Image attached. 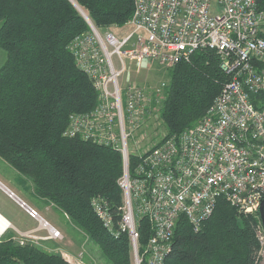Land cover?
Returning <instances> with one entry per match:
<instances>
[{
    "label": "built area",
    "instance_id": "1",
    "mask_svg": "<svg viewBox=\"0 0 264 264\" xmlns=\"http://www.w3.org/2000/svg\"><path fill=\"white\" fill-rule=\"evenodd\" d=\"M132 5L126 34L101 31L87 17L89 30L69 43L97 100L92 109L69 114L63 135L120 152L117 184L122 205L113 234L128 235L133 264H164L180 215L197 231L223 199L239 213L258 218L264 196V10L256 0H132ZM205 49L217 55L226 79L204 114L179 133L144 147L137 145L138 137L130 147L133 132L159 115L167 83L145 86L125 80L128 65L155 61L173 67ZM130 157L136 158L132 166ZM0 190L37 222L36 229L46 230V238L61 237L1 182ZM91 205L104 227L112 230L107 202L94 197ZM141 218L151 230L142 246ZM11 228L9 221L0 222V237ZM15 231L21 238L33 236L32 231ZM255 233L260 245L257 264L264 258L259 219Z\"/></svg>",
    "mask_w": 264,
    "mask_h": 264
},
{
    "label": "trees",
    "instance_id": "2",
    "mask_svg": "<svg viewBox=\"0 0 264 264\" xmlns=\"http://www.w3.org/2000/svg\"><path fill=\"white\" fill-rule=\"evenodd\" d=\"M96 27L122 25L132 0H73ZM264 10V0H256ZM89 30L69 0H0V156L33 183L35 192L65 213L98 247L106 264H133L128 235L117 229L122 193L120 152L63 135L72 112L96 104V91L74 61L68 45ZM226 77L211 50L195 51L188 62L169 69L160 118L166 134H176L204 114ZM136 158L130 157L131 166ZM107 202L112 230L104 227L91 200ZM258 218L239 213L219 199L194 231L180 215L164 264H254ZM140 246L151 234L138 222ZM0 264H74L58 252L0 241Z\"/></svg>",
    "mask_w": 264,
    "mask_h": 264
},
{
    "label": "rangeland",
    "instance_id": "3",
    "mask_svg": "<svg viewBox=\"0 0 264 264\" xmlns=\"http://www.w3.org/2000/svg\"><path fill=\"white\" fill-rule=\"evenodd\" d=\"M78 9L84 13L85 18L88 17L81 7L78 6ZM78 9L77 11L79 12ZM85 18L84 20L86 21ZM97 28H99L101 31L113 32L118 37H121L130 30V27L124 24ZM5 59L6 53L0 48V65L5 61ZM170 68L171 67L160 65L155 61H145L140 65L133 63L128 65L127 72L124 74V79L145 86H155L162 81L168 83ZM139 132L141 134H139ZM139 132H137V134H134L133 132L129 144L130 147L135 144V142L138 140V137L140 139L137 145L144 147L146 144L156 143L160 141L162 137L166 136V130L163 126L162 119L160 118V113L159 115L157 113L155 114V117L148 119L146 123L143 124ZM0 182L10 188L17 196L22 198L30 206L34 207L39 212V214L52 226L58 229L61 234V237L58 239L46 238V230L36 229L37 222L33 219H29L26 216L27 214H25L24 211L13 200L8 198L4 192L0 190V213L9 218L18 226L20 224H25V230H19L13 226L15 229L19 230L20 232L32 231L31 234L33 235L26 239L21 238L19 235H17L15 229L11 228L5 235L0 237V241L11 240L16 244L21 245L19 244V240L23 239L22 245H35L49 252H58L67 261H70L74 264H106L100 257L98 247L88 240L85 233L75 226L69 220L68 216L58 207H56L51 202H48L46 199L40 197L35 192L31 180L10 166L1 156ZM257 264H264V258L262 256L258 258Z\"/></svg>",
    "mask_w": 264,
    "mask_h": 264
},
{
    "label": "water",
    "instance_id": "4",
    "mask_svg": "<svg viewBox=\"0 0 264 264\" xmlns=\"http://www.w3.org/2000/svg\"><path fill=\"white\" fill-rule=\"evenodd\" d=\"M77 9H78V5L75 2H72L71 0H69ZM79 12L81 13V15L85 18L84 14L82 11H80V9H78ZM86 19V18H85ZM258 219L264 229V196L260 202L259 208H258Z\"/></svg>",
    "mask_w": 264,
    "mask_h": 264
},
{
    "label": "crops",
    "instance_id": "5",
    "mask_svg": "<svg viewBox=\"0 0 264 264\" xmlns=\"http://www.w3.org/2000/svg\"><path fill=\"white\" fill-rule=\"evenodd\" d=\"M10 189V188H9ZM25 213V212H24ZM2 214V213H1ZM26 214V213H25ZM3 215V214H2ZM4 216V215H3ZM27 216V215H26ZM5 217V216H4ZM28 217V216H27ZM15 228H17V229H19V230H25L26 229V227H24L25 226V224H20L19 226L17 225V224H15V223H13V221H11L9 218H7V217H5ZM29 218V217H28ZM29 219H31V218H29ZM22 225V226H21Z\"/></svg>",
    "mask_w": 264,
    "mask_h": 264
},
{
    "label": "bare ground",
    "instance_id": "6",
    "mask_svg": "<svg viewBox=\"0 0 264 264\" xmlns=\"http://www.w3.org/2000/svg\"><path fill=\"white\" fill-rule=\"evenodd\" d=\"M72 2H74L73 0H71ZM78 7V6H77ZM84 14V13H83ZM8 220L0 213V222L2 223H6Z\"/></svg>",
    "mask_w": 264,
    "mask_h": 264
}]
</instances>
